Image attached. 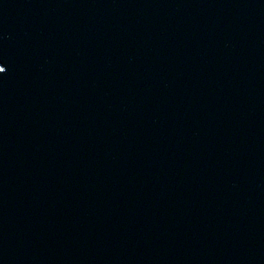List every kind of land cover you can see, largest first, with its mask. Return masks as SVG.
<instances>
[{
    "label": "water",
    "instance_id": "water-1",
    "mask_svg": "<svg viewBox=\"0 0 264 264\" xmlns=\"http://www.w3.org/2000/svg\"><path fill=\"white\" fill-rule=\"evenodd\" d=\"M0 264H264V0H0Z\"/></svg>",
    "mask_w": 264,
    "mask_h": 264
}]
</instances>
